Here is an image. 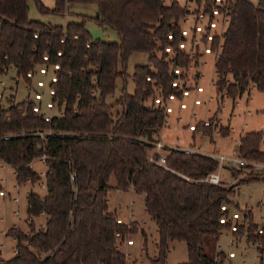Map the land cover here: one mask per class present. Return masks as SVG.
Wrapping results in <instances>:
<instances>
[{"label":"trees","instance_id":"obj_1","mask_svg":"<svg viewBox=\"0 0 264 264\" xmlns=\"http://www.w3.org/2000/svg\"><path fill=\"white\" fill-rule=\"evenodd\" d=\"M29 1L0 0V74L14 67L16 76L33 87L32 95L20 101L12 95L2 100L0 93V162L15 169L18 185L38 184L44 192L27 194L29 229L6 231L16 239L15 250L0 264H141L128 262L119 247L135 228L108 210L111 190L143 196L157 229V253L149 264H167L169 243L175 240L184 241L188 253L179 264H224L218 241L227 229L255 245L264 264L263 230L257 231L251 211L234 200L238 185L259 180L244 172L249 164L228 165L237 177L228 184L206 180L222 165L197 151L163 146L164 164L154 161L166 101L169 95L184 96L176 79L190 64L193 44L199 51L200 42L208 43L216 52L217 95L234 100L251 85L264 91V0H54L52 7L32 0L41 14L57 16L68 14L72 3L95 5V15L78 14L79 21L64 25L30 19ZM201 11L218 19L219 26L226 21L211 39L209 25L195 30ZM88 19L116 30L119 40L93 38L85 27ZM133 53L147 54V61L135 64L130 93L126 68ZM117 79L120 93L108 102ZM200 125L211 135V122ZM263 139L264 130L240 135L237 156L264 163ZM35 159L43 161V174L32 168ZM243 172L246 177L240 176Z\"/></svg>","mask_w":264,"mask_h":264},{"label":"rangeland","instance_id":"obj_2","mask_svg":"<svg viewBox=\"0 0 264 264\" xmlns=\"http://www.w3.org/2000/svg\"><path fill=\"white\" fill-rule=\"evenodd\" d=\"M41 1L47 7L54 5V0ZM186 5L190 9L194 8L193 3H187ZM69 10L68 14L59 16L41 14L35 2L31 0L29 1L28 17L43 22L52 20L64 25L70 20L79 21L78 14L93 16L96 13V7L93 4L72 3L69 5ZM225 26L226 21L217 30L224 29ZM85 27L93 38H99L103 41L119 40V34L116 30L100 26L92 19L85 21ZM194 45L188 48L191 56L189 66L180 69L182 76L176 79L180 87L183 90H188L189 94L180 95L166 101L165 106L170 107L171 110L166 112L165 121L159 133V141L169 148L202 153L211 152L210 154L214 156L238 157L236 152L240 135L247 131L264 130V91L251 85L234 100L217 95L214 87L216 52L214 50L204 51L208 43L200 42L199 51L193 49ZM146 61L147 54L145 53H133L129 57L126 68L129 74L126 84L128 92L131 93L134 90L131 75L135 64L145 63ZM27 83L22 77L16 76L14 67H11L5 74H0L1 99L4 100V97L12 95L13 101H20L27 94L31 96L33 87ZM199 86L202 87L201 90L197 89ZM120 88L121 80L117 79L114 93L107 97L108 102L113 101L119 95ZM45 97L47 98L46 94ZM196 99L198 102H195ZM180 103H184L185 106L181 107ZM202 121L212 123L213 131L211 135L202 133L200 130ZM190 125H196L198 131L192 132L189 129ZM224 127L228 128V137L222 135L225 132ZM260 149L264 150V139L260 144ZM159 152L164 153L161 150ZM246 163H249L250 166L244 172H251L254 179L259 180L238 185L234 200L243 210L247 208L251 211L254 221L258 223L257 231L259 232L261 229L264 233V163L250 162L249 160H246ZM251 163H254V166ZM228 165L231 164L225 162L218 170L222 178L230 184L235 182L237 177L232 179L227 176L230 170L223 168H229ZM32 168L43 174L45 165L42 160L35 159ZM244 172L240 176L246 177ZM109 183L114 185L115 179L111 177ZM0 186L5 192L4 195H0V258H10L14 255L16 239L6 235V231L12 226H16L23 231L29 229L26 222V196L30 191L42 194L44 189L41 185H32L29 182L18 185L15 169L10 165H2L1 163ZM107 207L109 211L116 212L119 219L135 228V233L128 235L119 246L126 253L128 262L136 260L137 263L149 264L148 258H153L157 253V229L145 210L143 196L128 191L111 190L107 196ZM41 221L43 222V219ZM142 233L146 237L145 246ZM128 241L132 242L128 243ZM260 245L263 250L264 263V242ZM218 247L226 254L224 264L260 263V254L256 246L247 244L244 235L237 239L234 238L229 229L223 230L220 234ZM230 252L233 254L229 255ZM187 259L188 253L185 242L171 241L167 250V264H179L186 262Z\"/></svg>","mask_w":264,"mask_h":264},{"label":"built area","instance_id":"obj_3","mask_svg":"<svg viewBox=\"0 0 264 264\" xmlns=\"http://www.w3.org/2000/svg\"><path fill=\"white\" fill-rule=\"evenodd\" d=\"M216 2L220 1V0H215ZM212 14H215V15H218L219 12H218V9L217 8H213L211 10ZM219 17V16H218ZM198 18H199V21L196 22L194 24V27H195V30L196 31H202L204 29V24H207L209 25V27L211 28V32H209L207 34V38L208 39H211L212 38V33H213V30L214 29H217L219 27V23H218V19H215V18H212V19H209L208 15L204 12H199L198 13ZM182 34H187V29L183 28L182 29ZM170 37V35H169ZM179 46L180 47H183L184 46V43H179ZM168 49V48H167ZM204 51L205 52H210L209 51V47H205L204 48ZM41 72L44 71V68H41L40 69ZM175 71H177V69H175ZM30 73H28L29 75ZM53 80H55V77H52ZM37 84L40 85V86H43L44 84V81L43 80H38L37 81ZM173 85H175V82L172 83ZM198 90H201L202 88L199 86L197 88ZM50 93H52L53 91L52 90H49ZM183 94L184 95H187L188 94V91L187 90H184L183 91ZM35 97L38 99V98H41L42 97V94L39 92V93H35ZM174 97L172 95H169V99H173ZM158 101V99L156 100V102ZM195 102H198V100L196 99ZM47 106H51V103H47ZM180 106L181 107H184L185 104L184 103H180ZM34 110L35 111H38V107H34ZM171 108L168 107V106H165V111H170ZM51 116V114H47L45 116L46 119H48L49 117ZM193 125H190L189 128L190 129H193ZM164 145H162V143L160 141H156L154 142V148H155V153H158L159 154V157L157 159H155L154 161L158 164H164L165 162V155L160 153L159 150H161L163 148ZM184 151L186 152H189V150H185L183 149ZM213 158L217 159L218 161V166L220 167L223 163H229V164H238V165H244V164H249V163H246V160L244 159H240L239 157H225L223 155H220V156H212ZM152 159V158H151ZM251 165L254 166V163H251ZM206 180L208 182H211V183H218L220 181V178H219V174H218V171L216 172H211L208 174V176L206 177ZM0 193H3V191H0ZM221 208H224V206H222ZM233 216L236 217L237 214L236 213H233ZM119 221V220H118ZM220 221H223V219H220ZM235 227H232V229H234ZM132 241H128V243H131ZM233 253L230 252L229 255H232Z\"/></svg>","mask_w":264,"mask_h":264},{"label":"crops","instance_id":"obj_4","mask_svg":"<svg viewBox=\"0 0 264 264\" xmlns=\"http://www.w3.org/2000/svg\"><path fill=\"white\" fill-rule=\"evenodd\" d=\"M48 22H52V23H56V22H54V21H52V20H48ZM201 87V86H200ZM202 88V87H201ZM189 94V93H188ZM187 94V95H188ZM190 129V128H189ZM190 130H192V129H190ZM228 137V136H227ZM238 147V146H237ZM200 153H202V152H200ZM211 153V152H210ZM209 152L208 153H202V154H205V155H208V156H214L213 154H210ZM236 154H237V152H236ZM2 165H9V164H6V163H3V162H0ZM229 164V163H228ZM232 165H235V164H232ZM223 169H229L228 167H225V168H223ZM218 174H219V178H220V180H223V181H227L226 179H223L222 178V175L220 174V172H218ZM233 174H232V172H230L229 171V173L227 174V176L229 177V178H232V179H235V177L234 176H232ZM224 177H225V175H224ZM0 191H3V189H2V187L0 186ZM116 191H119V190H116ZM128 192H130V193H134L132 190H128ZM5 194V192L3 191V193H0V195H4ZM43 194V193H42ZM143 201H144V198H143ZM130 219H132V218H130ZM42 218H40L39 220H37V222L38 223H41L42 221ZM134 221V220H133Z\"/></svg>","mask_w":264,"mask_h":264},{"label":"water","instance_id":"obj_5","mask_svg":"<svg viewBox=\"0 0 264 264\" xmlns=\"http://www.w3.org/2000/svg\"><path fill=\"white\" fill-rule=\"evenodd\" d=\"M148 139H151V137H150V131L148 130Z\"/></svg>","mask_w":264,"mask_h":264}]
</instances>
